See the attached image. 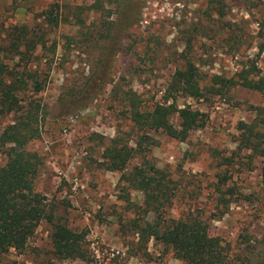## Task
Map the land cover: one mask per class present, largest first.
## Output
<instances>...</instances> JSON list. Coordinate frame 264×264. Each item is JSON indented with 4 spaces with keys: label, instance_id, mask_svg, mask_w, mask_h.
Listing matches in <instances>:
<instances>
[{
    "label": "rangeland",
    "instance_id": "obj_1",
    "mask_svg": "<svg viewBox=\"0 0 264 264\" xmlns=\"http://www.w3.org/2000/svg\"><path fill=\"white\" fill-rule=\"evenodd\" d=\"M12 25L45 45L28 55L21 44L12 60L10 52L0 59L6 70L36 72L41 89L24 76L17 111L0 115V132L39 104V137L26 146L41 161L33 189L55 221L84 232L86 255L56 256L51 224L41 219L23 248L0 252V264H96L92 242L101 264H188L152 237L140 240L133 221L154 214L145 211L140 190L100 163L111 138L135 146L143 133L130 119L129 97L151 110L187 62L204 97L174 93L168 103L203 112L204 126L185 140L148 130L152 143L143 146L146 160L171 181L165 216L203 219L221 239L225 264H264V253L257 256L264 244V160L237 148L241 123L264 107V93L238 81L248 71L249 78L264 77V0H0V47L10 42ZM214 74L235 81L219 94L208 91ZM6 158L0 146V166ZM138 163L147 164L136 155L127 167ZM111 247L125 255L110 257Z\"/></svg>",
    "mask_w": 264,
    "mask_h": 264
},
{
    "label": "trees",
    "instance_id": "obj_2",
    "mask_svg": "<svg viewBox=\"0 0 264 264\" xmlns=\"http://www.w3.org/2000/svg\"><path fill=\"white\" fill-rule=\"evenodd\" d=\"M50 21L57 24L56 20ZM8 30L10 42L1 46L0 52H10V60L15 54L21 53V44L28 55L38 46L45 45L39 38L29 37L26 27L12 25ZM4 73L9 77L4 78ZM249 75V71L239 73L238 81L245 87L264 93V77L253 79ZM24 76L31 79L36 91L41 89L36 72L26 69L16 72L6 70L0 59V115L17 111L19 98L16 92L26 84ZM199 79L196 67L187 62L172 74L164 102L156 103L151 110H140L139 103L129 97L130 119L138 131L143 133L135 140V146L119 140L118 136L111 138L103 148V160L100 163L105 169L119 171L120 180L143 193L145 211H151L154 215L152 221H133L141 241L147 242L152 237L170 248L176 258L188 264H225L224 246L218 235L210 233L208 223L196 216L178 219L165 216V203L169 201L173 189L171 181L166 178L163 170L146 160L147 150L143 149L144 143H152L148 130H161L170 137L185 140L191 130L204 126L206 115L203 112L188 104L179 107L174 101L168 103L174 93L191 98L204 97V87H201ZM234 81L233 78L214 74L206 90L219 94ZM38 108L39 104H34L23 116L14 119L0 132V146L4 147L7 157L6 162L0 166V252L23 248L38 222L45 219L51 224L49 237L54 254L61 258L82 259L86 255L84 232L72 230L64 223L55 221L53 210L44 202V196L33 189V180L41 161L37 153L28 150L26 146L39 137ZM254 109L252 121L242 122L239 127L237 148L248 150L264 160V107L257 106ZM173 115L177 117V124L172 121ZM136 155L147 164L138 163L128 168L129 161ZM263 253L264 244L257 256L261 257Z\"/></svg>",
    "mask_w": 264,
    "mask_h": 264
},
{
    "label": "built area",
    "instance_id": "obj_3",
    "mask_svg": "<svg viewBox=\"0 0 264 264\" xmlns=\"http://www.w3.org/2000/svg\"><path fill=\"white\" fill-rule=\"evenodd\" d=\"M90 247L94 253V257L97 259L98 263H96V264H101L102 256L100 255V252H99L98 248L96 247L95 242H92ZM124 255H125V252L122 248L111 247L109 249V256L110 257H122Z\"/></svg>",
    "mask_w": 264,
    "mask_h": 264
}]
</instances>
